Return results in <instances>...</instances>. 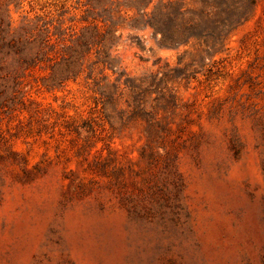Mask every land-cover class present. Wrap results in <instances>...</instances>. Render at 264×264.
<instances>
[{"label": "rangeland", "instance_id": "374dc122", "mask_svg": "<svg viewBox=\"0 0 264 264\" xmlns=\"http://www.w3.org/2000/svg\"><path fill=\"white\" fill-rule=\"evenodd\" d=\"M0 264H264V0H0Z\"/></svg>", "mask_w": 264, "mask_h": 264}, {"label": "trees", "instance_id": "16d2710c", "mask_svg": "<svg viewBox=\"0 0 264 264\" xmlns=\"http://www.w3.org/2000/svg\"><path fill=\"white\" fill-rule=\"evenodd\" d=\"M229 11L224 13L221 17L223 25L231 24L235 19L236 15H239L238 9H228ZM186 11L178 2H169L168 4L163 3L158 7V11L153 12L152 17L147 20V25H152L155 33H161L162 41H178L186 37H196L202 39L207 37V30L203 28V19L195 18L192 14L188 15ZM181 35L180 38L176 36ZM217 38H220V33ZM111 68L115 71L116 66L111 65ZM117 80H120L117 78Z\"/></svg>", "mask_w": 264, "mask_h": 264}]
</instances>
